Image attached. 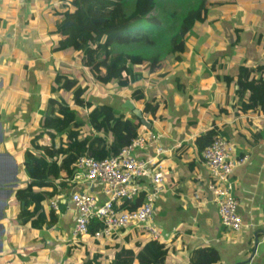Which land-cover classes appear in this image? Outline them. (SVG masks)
<instances>
[{
	"label": "crops",
	"instance_id": "crops-1",
	"mask_svg": "<svg viewBox=\"0 0 264 264\" xmlns=\"http://www.w3.org/2000/svg\"><path fill=\"white\" fill-rule=\"evenodd\" d=\"M70 1L0 0V56L7 60V64L0 65L4 74L0 76L9 86L7 93L11 100L7 105L18 101L25 118L30 116L27 110L33 117L35 110L40 112L45 107L57 68H65L74 76L88 74V65L82 64L78 52L54 50L58 37L52 31L56 20L62 18L57 12L65 10ZM207 7V19L196 23L186 34L180 59L174 54L158 71L143 70L144 76L130 88H121L114 82L104 85L91 79L86 81L90 86L85 97L94 104L109 103L128 112L131 110L124 104L131 100L142 110L143 100L132 97L136 87L142 88L147 98L155 97L160 103L157 114L145 118L152 121L151 128L159 134V142L165 149L160 159L165 164L167 186L155 196L153 219L161 231L160 240L169 248L167 264H191L192 253L203 247L219 252L220 260L216 264H264V112L243 110L236 95L240 66H260L262 69L255 77H264V0H208ZM19 64L23 76L17 79ZM11 69L16 70L13 75ZM54 96L71 102L69 93L58 92ZM248 96L246 93L245 98ZM19 121L23 120L15 123L7 140L10 138L14 145L18 139L23 144L26 134L25 128L17 124ZM4 130L8 133L6 126ZM210 130L234 145L236 158L247 156L234 170L238 212L246 224L239 232L224 227L208 188L211 177L197 138ZM15 149L20 162L22 153L16 145ZM135 154L142 158L156 155L151 146L137 149ZM149 183L147 180L146 186ZM91 190L101 202L106 200L102 184L94 183ZM15 201L11 203L7 231L8 242L10 238L12 244L9 243L10 261L17 255L14 228L10 224L17 212L12 209ZM60 211L56 229L71 237L74 211L69 200H62ZM44 230L47 234L48 230ZM45 239L46 244L52 241L46 236ZM148 239L149 234L127 229L118 239L106 240V247L113 246L115 251L117 243H124L133 248L136 242L145 243ZM100 240L93 241L100 244ZM108 251L110 262L114 252ZM23 258L31 256L25 254Z\"/></svg>",
	"mask_w": 264,
	"mask_h": 264
},
{
	"label": "trees",
	"instance_id": "trees-1",
	"mask_svg": "<svg viewBox=\"0 0 264 264\" xmlns=\"http://www.w3.org/2000/svg\"><path fill=\"white\" fill-rule=\"evenodd\" d=\"M131 2L133 9L131 7L132 11L128 13L125 6ZM207 4L208 0H199L185 13L173 11L170 20L177 26L175 30L170 28L166 43H163L165 33H159L160 29L156 30L155 40L150 39L155 33L154 27L162 20L155 13L159 0H71L66 3L65 10L57 12L62 18L56 20L52 31L59 36L54 50L78 52L82 64L88 65V74L74 76L65 68L56 69L49 88L50 97L39 112V130L29 138L19 162L22 175L29 183L17 194V212L12 216L14 224L35 230L56 229L60 216L50 204L74 185L71 180L78 171L80 157L89 155L100 160L116 155L141 128H145L142 119L132 111L129 113L109 103L94 104L87 100L85 95L90 85L86 81L92 79L104 85L114 82L121 88H130L144 76L146 68L150 73L158 71L166 65L171 54H178L176 57L180 59L186 34L196 23L207 19ZM104 13L108 16L102 21L100 16ZM155 47L158 50L153 52ZM260 69V66L246 65L239 68L236 95L245 111L264 112V77H255ZM58 92L69 93L71 102L65 97L54 96ZM246 93H249L247 98ZM132 97L136 101L143 100L144 117L157 114L159 101L155 97L147 98L142 88L135 87ZM215 134L210 130L197 138L200 150L211 144ZM19 144L18 139L15 141L17 149ZM144 197L143 192L123 204L122 209H136L142 205ZM103 228L100 220L93 219L87 239H92ZM112 237L118 239V234ZM168 251L167 244L160 239L138 241L133 248L117 243L108 264H167ZM102 259L101 251L86 249L81 264H106ZM219 260L217 250L203 247L192 253L190 262L216 264Z\"/></svg>",
	"mask_w": 264,
	"mask_h": 264
},
{
	"label": "built area",
	"instance_id": "built-area-1",
	"mask_svg": "<svg viewBox=\"0 0 264 264\" xmlns=\"http://www.w3.org/2000/svg\"><path fill=\"white\" fill-rule=\"evenodd\" d=\"M80 112L82 109H78ZM147 146L154 148L156 155L150 158L136 156L137 149ZM234 145L221 134L213 136L211 144L202 150L204 164L211 177L208 185L219 215L227 230L239 232L246 227L238 212L239 200L235 195L236 180L234 170L247 160V156L236 158ZM165 149L159 142V134L152 128H141L137 136L121 151L104 159L83 155L77 163L74 184L50 206L60 214V203L68 201L74 211L71 239L80 240L89 236V227L97 218L104 228L92 240L109 239L127 229L140 231L153 239L161 238V231L154 222L155 196L167 186L165 164L161 156ZM150 181L149 187L146 186ZM99 182L103 186L106 200L101 202L91 187ZM83 189H78L82 187ZM145 194L142 205L136 209H122L123 204L132 201L141 193Z\"/></svg>",
	"mask_w": 264,
	"mask_h": 264
},
{
	"label": "rangeland",
	"instance_id": "rangeland-1",
	"mask_svg": "<svg viewBox=\"0 0 264 264\" xmlns=\"http://www.w3.org/2000/svg\"><path fill=\"white\" fill-rule=\"evenodd\" d=\"M198 2L199 0H159V6L156 8L155 13L157 14V17H160L164 21L161 20L157 25L158 27L157 26L154 27L155 33L153 35L151 34L152 36H150V39L154 41L156 38L155 35L157 33L156 30L160 29L159 33L161 32L162 35L165 33V36L163 37L165 41L163 43H166L168 37L171 34L170 28L175 30L177 26L176 22L173 23V20H170V14L173 11H176L179 13H185L189 9L193 8ZM131 7L133 9L132 2L129 3L128 5L126 4L125 9L128 13L132 11ZM107 16L108 14L104 13L100 16V19L103 21ZM164 30L166 31L164 32ZM56 37H58L59 39L58 35ZM144 42L148 44L147 41H144ZM157 50L158 48L155 47L153 52H156ZM171 56H174V54H171L167 57L168 62ZM18 68H19L18 69L19 72L17 73V75L19 76H16V78L20 79V76L21 75L23 76V71H22V67L20 64L18 65ZM15 71L16 70L11 69L10 70L11 75H13ZM146 72H148V68H146ZM0 74L2 73L0 72ZM2 77L3 76H0V80L1 82H4L5 86L0 95V106L2 105L7 106L9 110L14 111L16 106L18 105V101L16 102L11 101L7 105L8 100H11V98L9 97V94L7 93L8 91L7 89H9V86L6 80ZM49 84L48 82H45V86H49ZM99 91H103V89ZM35 111L36 112H34L33 117H31L32 112L27 110V112L30 113V116L26 117L25 119H22L23 121H19L17 123L21 127H24L25 132H26V134L22 138L23 144L20 143L18 147L21 153L23 152V149L27 145L29 138L36 131L39 130L38 122H39L40 113L38 112V110H35ZM21 178H24L22 174H21ZM12 209L14 212L17 211L16 203ZM67 218L69 217L67 216ZM10 224L14 228V230L12 231V236L15 242V250H16L17 255L16 257H13V260H11L9 264H67V263L81 264L82 259L85 255L86 249H89L90 251L102 250L103 255L105 254L102 260L108 263L109 259L107 258H110V256H107L106 251H108V248H112V250L108 252H114L113 246L108 245L106 247V240H109V239L112 240L113 237H111L112 239L111 238L101 239L99 241L100 244H97L95 241L91 239H87V237L74 241L67 234H63L62 231H58L57 229L54 230V233H53V230L52 231L46 230L48 232L46 234L45 230L43 231L35 230L31 228L30 226H23L19 224H14L12 222ZM45 236L51 239L52 241L46 244L41 239V238H45ZM31 238H35V239L37 238V239L36 241L35 240L32 241L30 240ZM82 240L84 243L82 242ZM20 254L21 256L17 258L18 255ZM25 254L28 256H31V258L29 259L23 258Z\"/></svg>",
	"mask_w": 264,
	"mask_h": 264
},
{
	"label": "water",
	"instance_id": "water-1",
	"mask_svg": "<svg viewBox=\"0 0 264 264\" xmlns=\"http://www.w3.org/2000/svg\"><path fill=\"white\" fill-rule=\"evenodd\" d=\"M5 64L7 60L4 55H1L0 65ZM3 88L4 82L0 80V93ZM124 106L139 116L145 127H152V123L144 117L142 110L131 100H127ZM23 118L25 115L22 104L17 105L14 111L9 110L7 106H0V264H8L12 257L7 235L8 223L11 221L9 216L11 203L16 200L18 192L27 188L29 183L26 178H21L23 169L17 159L14 143L10 141V138L7 141L9 135H12L15 123ZM5 126L8 133H5ZM7 143H9V149Z\"/></svg>",
	"mask_w": 264,
	"mask_h": 264
}]
</instances>
